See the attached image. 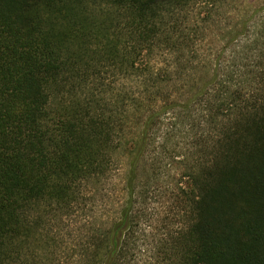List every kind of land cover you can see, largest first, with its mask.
Segmentation results:
<instances>
[{"label": "trees", "instance_id": "obj_1", "mask_svg": "<svg viewBox=\"0 0 264 264\" xmlns=\"http://www.w3.org/2000/svg\"><path fill=\"white\" fill-rule=\"evenodd\" d=\"M216 2L0 0V264H264V7L195 82Z\"/></svg>", "mask_w": 264, "mask_h": 264}, {"label": "rangeland", "instance_id": "obj_2", "mask_svg": "<svg viewBox=\"0 0 264 264\" xmlns=\"http://www.w3.org/2000/svg\"><path fill=\"white\" fill-rule=\"evenodd\" d=\"M212 16L208 23L204 24L203 31L196 42L197 59L194 62L196 70L193 78L195 82H206V78L213 72L218 70L223 75L231 76V45L226 48V44L230 41L233 32L239 30L242 23L253 14L256 10L264 7V0H217ZM190 47L182 48L177 52L178 55H184L189 59ZM180 86H165L163 91L169 94H175L176 89ZM189 91L184 89V96ZM184 98V97H181ZM116 162L117 171H115L112 179L113 189H121L128 171V161L130 159L128 146H123L121 150L113 155ZM145 175L141 176V180H146ZM145 200V198H142ZM162 202V203H161ZM163 205L162 198L158 199L155 207L161 208Z\"/></svg>", "mask_w": 264, "mask_h": 264}]
</instances>
